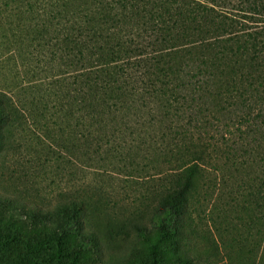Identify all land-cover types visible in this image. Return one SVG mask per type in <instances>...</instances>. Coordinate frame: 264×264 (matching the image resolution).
Listing matches in <instances>:
<instances>
[{
  "label": "trees",
  "instance_id": "obj_1",
  "mask_svg": "<svg viewBox=\"0 0 264 264\" xmlns=\"http://www.w3.org/2000/svg\"><path fill=\"white\" fill-rule=\"evenodd\" d=\"M1 25L8 59L51 64L76 122L133 125L138 147L166 165L148 223L135 225L157 239L149 264H197L184 249L194 193H245V203L261 194L264 205V0H0ZM13 94L0 88V126L16 110ZM86 205L74 196L42 208L0 194V259L61 260L67 239L76 254H98L82 228ZM42 229L49 235L29 250L15 248Z\"/></svg>",
  "mask_w": 264,
  "mask_h": 264
},
{
  "label": "rangeland",
  "instance_id": "obj_2",
  "mask_svg": "<svg viewBox=\"0 0 264 264\" xmlns=\"http://www.w3.org/2000/svg\"><path fill=\"white\" fill-rule=\"evenodd\" d=\"M6 32L1 25L0 88L14 93L16 110H9L11 120L0 126V194L42 208L84 198L82 228L99 245L98 254H76L79 245L67 239L63 259L48 252L31 264H149L150 244L157 239L140 238L135 225L148 223L167 184L166 165L148 155V148L138 147L133 125L76 122L51 64L44 66L36 55L8 59ZM49 73L55 75L45 77ZM63 90L67 93V85ZM90 131L104 135L103 142L93 145ZM230 194L216 188L193 194L184 249L197 264H264L261 194L250 203L244 202L245 193L231 194L237 200L227 203ZM47 235L48 229L26 233L15 248L27 251L35 236ZM0 264L19 263L0 259Z\"/></svg>",
  "mask_w": 264,
  "mask_h": 264
}]
</instances>
